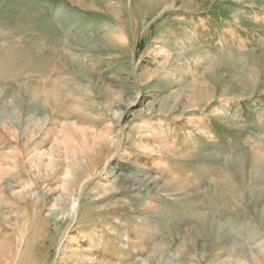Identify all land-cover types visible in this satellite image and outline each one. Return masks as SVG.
Wrapping results in <instances>:
<instances>
[{
	"label": "rangeland",
	"instance_id": "374dc122",
	"mask_svg": "<svg viewBox=\"0 0 264 264\" xmlns=\"http://www.w3.org/2000/svg\"><path fill=\"white\" fill-rule=\"evenodd\" d=\"M0 264H264V0H0Z\"/></svg>",
	"mask_w": 264,
	"mask_h": 264
},
{
	"label": "bare ground",
	"instance_id": "6f19581e",
	"mask_svg": "<svg viewBox=\"0 0 264 264\" xmlns=\"http://www.w3.org/2000/svg\"><path fill=\"white\" fill-rule=\"evenodd\" d=\"M66 242V241H65ZM65 245V244H64ZM67 247V245H65ZM65 248V247H63ZM69 248V247H68ZM61 249V248H60ZM88 249H82L81 246H74L68 249V251L65 253L66 258H73V257H78L82 252H86ZM81 252V253H80ZM89 252V251H88ZM80 253V254H79ZM83 254V253H82ZM85 254V253H84ZM88 256V255H87ZM74 260V259H73ZM75 261V260H74ZM65 263V262H64Z\"/></svg>",
	"mask_w": 264,
	"mask_h": 264
}]
</instances>
